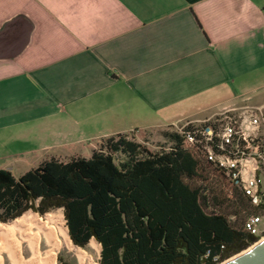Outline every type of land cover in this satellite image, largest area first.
Returning a JSON list of instances; mask_svg holds the SVG:
<instances>
[{"label": "crops", "instance_id": "crops-1", "mask_svg": "<svg viewBox=\"0 0 264 264\" xmlns=\"http://www.w3.org/2000/svg\"><path fill=\"white\" fill-rule=\"evenodd\" d=\"M245 104H264V0H0V169L17 177Z\"/></svg>", "mask_w": 264, "mask_h": 264}, {"label": "trees", "instance_id": "trees-1", "mask_svg": "<svg viewBox=\"0 0 264 264\" xmlns=\"http://www.w3.org/2000/svg\"><path fill=\"white\" fill-rule=\"evenodd\" d=\"M166 137L158 152L119 134L89 158L0 169V222L62 210L74 246L100 245L98 264H221L257 243L245 222L262 209L180 132Z\"/></svg>", "mask_w": 264, "mask_h": 264}, {"label": "built area", "instance_id": "built-area-1", "mask_svg": "<svg viewBox=\"0 0 264 264\" xmlns=\"http://www.w3.org/2000/svg\"><path fill=\"white\" fill-rule=\"evenodd\" d=\"M245 99L244 101H248ZM179 129L187 146L196 148L225 179L262 212L245 228L264 236V104L229 106L218 114Z\"/></svg>", "mask_w": 264, "mask_h": 264}, {"label": "bare ground", "instance_id": "bare-ground-1", "mask_svg": "<svg viewBox=\"0 0 264 264\" xmlns=\"http://www.w3.org/2000/svg\"><path fill=\"white\" fill-rule=\"evenodd\" d=\"M47 219L52 222L54 218L49 215ZM48 223L38 218L36 214L29 213L12 223L3 225L1 235L6 241L3 246L0 245V254L5 253L10 264H56V251L66 248L74 254L77 264H98L83 249L72 244L66 227L55 228L48 226ZM0 226L2 227L1 223ZM16 231L21 234L22 242L26 244L28 259L23 257L20 240L14 237ZM91 242L98 246L99 250L101 249L95 240ZM41 243L46 248L43 252L40 250ZM0 264H2L1 256Z\"/></svg>", "mask_w": 264, "mask_h": 264}, {"label": "rangeland", "instance_id": "rangeland-1", "mask_svg": "<svg viewBox=\"0 0 264 264\" xmlns=\"http://www.w3.org/2000/svg\"><path fill=\"white\" fill-rule=\"evenodd\" d=\"M221 111H218L216 113V115L219 116L218 114H220ZM196 124H199V123H196ZM180 128H181V126H170V127L157 128V129L147 131V132H139V133H135L134 135L133 134L128 135V139L142 145L143 147H145L146 149H148L151 152H158V151H161L164 149H169L172 146L173 142L171 140L167 139L166 134L167 133H177V132H179ZM104 145H105V140L100 141L96 146V150L101 149ZM83 155L85 157H88V158L91 157L89 150L84 151ZM123 159H124V157L122 155H116L115 156V160L117 163H119ZM29 213L36 214V213H33L32 211H29L25 214H29ZM49 215H51L54 218L52 222L48 221V219H47ZM36 216L38 218L44 220V221L49 222L48 226H52L55 228L66 227V222L64 220L62 210L52 211L43 217H41L38 214H36ZM12 222L13 221L8 222V223H1L0 222L2 224V227L0 226V232H1L0 233V245H2V246L6 241L5 237L1 235V234H3V225L9 224ZM263 225H264V222H263ZM17 233H18L17 231L14 233V237L16 239L20 240L21 246H22L23 257L25 259H28L29 254H28L27 249H26V244L24 242H22L21 234L20 233L17 234ZM263 239H264V236H262L259 241H261ZM45 249H46L45 245L43 243H41L40 244L41 252H43ZM81 249H83L94 262L98 263V260L100 257V250H99L98 246H96L94 243H92L90 241V243L85 248H81ZM246 250H244V251H246ZM0 256L2 258V264H10L8 257L5 253L2 252L0 254ZM59 257L61 258V260L63 262H65L67 264H77V260H76V257L74 256V254L72 252H69L66 248L56 251V264H59V260H58Z\"/></svg>", "mask_w": 264, "mask_h": 264}, {"label": "water", "instance_id": "water-1", "mask_svg": "<svg viewBox=\"0 0 264 264\" xmlns=\"http://www.w3.org/2000/svg\"><path fill=\"white\" fill-rule=\"evenodd\" d=\"M222 264H264V240L255 243L246 251L231 257Z\"/></svg>", "mask_w": 264, "mask_h": 264}]
</instances>
